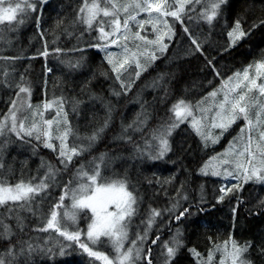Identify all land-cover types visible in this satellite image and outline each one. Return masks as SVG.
Listing matches in <instances>:
<instances>
[{"label":"snow or ice","instance_id":"snow-or-ice-1","mask_svg":"<svg viewBox=\"0 0 264 264\" xmlns=\"http://www.w3.org/2000/svg\"><path fill=\"white\" fill-rule=\"evenodd\" d=\"M47 2L48 0H19L5 7L4 0H0V22L7 21L9 24L15 22L17 26L22 25L25 19L36 12L37 7L42 13ZM227 5L228 0H125L123 3L121 0H82L79 6L74 8V18L57 17L53 26V35L60 32L68 37H75L76 43L72 49L54 47L50 51L46 44L44 50L38 54L59 57L67 56L68 51L74 54L82 53L87 48H97L105 52L104 60L115 80L119 82V90L110 89V94L120 97L133 87L132 65H135L134 77L139 78L148 64L157 59V53L162 55L168 48L175 35V22L181 23L183 32L194 46L190 51L204 55L203 45L209 37L201 39L198 35H192L191 30L183 24L184 18L187 17L190 22L193 19L197 23L203 22L211 30L221 19ZM140 14H144V18H140ZM40 19L41 16L36 15L37 28ZM245 22L244 17L237 14L227 31L228 49L242 42L258 24L264 26V20H261L253 22L245 29L243 27ZM148 26L151 28L150 33L147 31ZM81 27L83 31L77 34ZM84 31L90 35L95 31L96 36L93 37L95 42L85 41ZM58 40L59 36H56L53 43ZM110 46H115L117 51H110ZM221 51L225 52L227 49L221 48ZM17 59L19 57L0 56V61L5 64L0 71V87L18 89L16 97L11 98L8 111L0 116V137L10 138L14 135L21 146L25 144L31 146L33 154L36 145H32V140L42 142L44 147L56 153L60 166L57 167L50 161L45 162L41 158L39 168L45 169L43 176L30 177L27 181L21 178L13 183L11 177L14 175V169L9 165L5 172L4 162L0 161V207L6 209L5 213L0 214V240L7 242V247L0 251V264H21V258L22 264H36L34 259L36 254L45 255L53 264H58L57 255L63 258L73 251L86 254L91 264H95L96 261H100L101 264H144L145 261L147 264H153L151 259L153 248L161 239L160 229H155L156 223L165 214L169 217V224L172 220L181 224L194 215L191 211L193 208L199 213L208 211L205 205L209 202L202 191L193 203L180 210L183 203L190 199L185 191L186 182L182 180L180 185L175 187V193L169 196V188L174 185L177 173L161 178L153 172L150 176H145L144 180L149 187L155 183L156 196H159L163 189L168 204L165 207H154L153 197L150 196L147 207L141 212L144 204L143 194L138 195V188L133 187L127 172L119 178L104 176V171L111 167V162L115 158L110 157L108 152H100L88 162L81 161L77 165L72 177L60 188L56 202L50 205L47 213H44L43 200L53 186L60 184L59 178L62 173L102 138L112 124L114 108L110 100L105 101L103 96L92 94L91 99L103 103L105 116L102 122L96 119L97 126L90 134L81 136L78 129H74L69 121V114L65 110L67 102L63 95H54L51 100L45 98L43 110L39 104L32 106L27 99L31 95V88L25 83V75L21 73L19 81L13 83L15 68L9 65L14 64ZM205 59L215 76L220 77V85L194 103L184 96L177 98L167 109L169 113L167 119H161L148 133L140 135L139 141H134L133 137L143 133L152 116L148 107L142 105L141 111L132 121L127 124L121 121L120 130L112 139L132 145L130 157L138 160L143 167H150L149 162L167 161L168 154L173 151L171 141L174 133L182 124L187 123L200 138L201 143L207 147L209 142L215 144L236 121L242 119L243 124L239 133L229 140L225 150L214 157H209L197 169L203 176L210 174L213 177H231L235 180V183L230 185L219 186L215 202L221 204L226 199L231 200L234 197L236 204L239 205L246 203L242 198L245 184L254 182L264 185V52L259 59L245 65L242 71L227 77H224L220 68L216 66L215 58L207 59L205 56ZM84 61L85 57L78 55L61 62L70 71H77L83 67ZM50 71L46 65L45 74ZM102 74L108 75L107 72ZM167 75L161 73L152 82L154 88H163L161 104L171 94L169 86L164 83ZM209 98L212 100L211 104L207 103ZM81 103L79 100H73V113L77 112ZM53 108L56 115L51 119H45V113ZM26 112H31L30 121L27 115H23ZM214 130L218 131L214 134ZM70 138L81 142L70 145ZM4 143L7 144L8 140L5 139ZM26 163L23 161L22 167ZM202 188L203 185L201 190ZM66 201H71L70 205ZM252 207L257 212L264 209V196ZM211 208H215V204L211 205ZM248 211L251 215L252 209ZM25 213H30L37 218L38 224L43 225L32 228L33 232L48 234L42 243L33 241L31 237L13 242L17 230L23 233L27 227L25 221L28 217ZM231 213L235 228L236 206L231 208ZM141 215L143 219L136 225L135 239H131V243L125 247V241L131 238L130 229L133 221ZM81 217L86 223V229H82L78 223ZM6 221H14L15 225ZM154 229L156 236L152 238L150 233ZM53 231L56 233L55 241L51 238ZM149 239L151 244H146ZM105 240L110 243L114 256L110 257L103 251L95 250ZM209 241H212L211 237ZM260 241L255 247L257 254L264 257V231L261 233ZM184 244L182 229L177 227L169 239L160 245L161 264H175L174 258ZM253 246V240L240 243L230 232L223 244L215 243L208 250L207 261L196 248H189L188 251L196 260V264H214L213 257L216 252L220 253L219 264H255L249 258Z\"/></svg>","mask_w":264,"mask_h":264},{"label":"trees","instance_id":"trees-1","mask_svg":"<svg viewBox=\"0 0 264 264\" xmlns=\"http://www.w3.org/2000/svg\"><path fill=\"white\" fill-rule=\"evenodd\" d=\"M81 2L82 0H48L47 4L43 7L42 13L41 9L37 7L36 12L31 15V20L24 22L22 25L17 26L14 22L9 24L7 21L0 22L1 34H3L4 27L17 28V48L11 50L10 48H6V50L1 52L0 56L19 57L14 64L9 65V67L15 68L13 83L19 81L21 73L25 75V83L31 88V95L27 99L33 107L39 104L41 110H43L45 98L51 100L54 95H63L67 102L65 110L69 114V121L74 129H78L81 136L90 134L92 129L97 126L96 119L98 118L102 122L105 116L103 103L100 100L91 99L92 94L103 96L105 101L110 100L114 108L111 126L90 151L77 158L75 163L62 173L59 178L60 184L53 186L42 202L43 212L47 213L50 205L56 202V199L60 195V188L72 177L77 165L81 161L88 162L91 157L98 155L100 152H108L110 157L115 158L111 162V167L104 171V176L119 178L127 172L133 187L138 188V195L143 194L144 204L142 205L141 212L147 207L150 196L153 197L154 207H165L168 204L167 197L163 195V189H161L160 195L156 196L157 186L155 183L149 187L144 180L145 176H150L153 172L161 178L168 177L174 172L177 173L175 183L170 186L168 195L172 196L175 193V187L179 186L182 180L185 181V191L190 199L188 202L183 203L180 210L183 207H188L201 194L199 186L202 183L206 185L210 181L209 175L203 176L197 169L209 157L220 153L225 142H227L226 146L228 145V137L234 133H239L240 127L243 124L242 119L236 121L231 129L222 138H219V141L215 144L209 142L207 147L201 143L200 138L187 123L182 124L174 133L171 141L173 151L167 157V161H174V164L167 161H156L149 162L150 167H143L138 160H133L130 157L132 145L113 141L112 137L120 130L121 121L123 120L124 124L132 121L136 117V114L141 111L142 105L148 107L152 116L143 133L133 137L134 141H139L140 135L148 133L149 129L153 128L161 119H167L169 115L167 109L177 98L184 96L194 103L205 96L207 92L220 85V77L215 76L211 71L205 56H207V59L215 58L214 62L220 68L224 77L231 76L233 73L243 69L245 65L253 62L255 59H259L261 53L264 52V26L258 24V27L253 29L248 37L244 38L242 42L231 49L227 48V31L231 28L237 14L244 17L246 22L243 27L245 29L250 27L253 22L264 20V0H228V5L225 6L221 19L211 30H209L207 24L203 22L197 23L195 19L190 22L185 17L183 24L191 30L192 35H198L201 39L209 37L203 45L204 55L190 51L194 46L191 45L187 34L183 32L181 23L179 21L175 22V35L172 42L169 43L168 48L162 55L157 53V59L148 64L139 78L134 77L135 65H132L133 87L120 97L110 94V89L115 88L119 90V82L115 80V77L111 74L110 67L104 60L105 52L97 48H87L82 53L74 54L68 51L67 56L59 57L51 54L45 57L38 54L44 50L46 44L50 51L54 47H61L65 50L72 49L76 43L75 37H68L60 32L53 35V26L57 17L68 16L69 19L74 18V8H77ZM4 5H6V2H4ZM196 11L198 12L199 8ZM36 15L41 16L39 28H37ZM169 19L171 20V18ZM82 31L83 28L81 27L78 29L77 34ZM6 32H9V29H6ZM56 36H59V40L53 43ZM94 36H96L95 31L91 35L84 31L83 38L85 41L90 43L95 42L93 40ZM221 48L227 49V51L222 52ZM114 51L116 52L117 49H113ZM78 55H83L85 61L83 67L77 71H70L61 62ZM141 62H143L142 58ZM46 65L51 69L47 75L44 72ZM104 72H107L108 75H103L102 73ZM161 73L168 74L164 83L169 86L171 93L163 104L160 101V97L163 95V88H154L152 86L153 80ZM125 79H127V76ZM209 81H211V86H209ZM17 90L16 88L6 89L0 87V116L8 111L11 98L16 97ZM73 100L82 102L76 113L72 111ZM19 102L20 100L18 99ZM50 111L45 113L46 117L50 114ZM23 115H27L29 121L31 120V112L23 113ZM53 116L50 115L49 119ZM215 132L216 130H214ZM245 136H247V133H245ZM5 139L8 140L7 144L4 143ZM80 142V140H76L75 138H70L69 141L70 145L72 143L79 144ZM31 143L32 145H36L35 154H33L31 146L27 144L21 146L14 135L10 138L0 137V161L4 162L5 172H7L9 165L14 169V175L11 177V182L13 183L21 178L27 181L30 177L38 178L39 176H43L45 169L39 168L41 158L45 162L50 161L56 164L57 167L60 166L55 152L44 147L42 142L37 143L34 139ZM23 161L27 163L22 167ZM178 169L179 171H177ZM114 173L119 175L113 176ZM226 179L218 177V179H213L212 181L215 182V186H220L223 181H226L229 185L235 183V181L231 182ZM72 186L75 187V184ZM212 191L213 189L208 184V188L205 191L206 194H203L209 202L205 205L209 209L205 213H199L197 209L193 208L191 211L194 215L190 216L186 222L177 224L172 220L169 224V217L165 214L156 223L155 229H160L161 239L160 243L153 248L151 256L153 264H161L160 245L169 239L171 233L177 227L182 229L185 244L174 258L175 264H196V260L188 251L189 248L194 247L198 252L206 256V249L210 246L213 247L215 243H223L228 239L230 232L233 238L240 243H243L245 240H253L254 246L249 258L255 264H264V257H260L257 254L255 247V245L260 244L261 233L264 231V209L257 212L252 207L260 197L264 196V185L254 182L245 184L242 190V198L246 203L239 205L236 204L234 197L231 200L226 199L221 204H216L215 199L211 195ZM66 203L70 205L71 201H66ZM213 204H215V208H211ZM233 206L237 207L235 228H233L234 221L231 213ZM250 208L252 209L251 215L248 211ZM5 212L6 209L0 207V214ZM25 215L28 217L25 221L27 227L23 233L17 230L16 236L13 237V242L17 239L26 240L31 237L33 241L42 243L48 234L33 232L32 228L34 226L42 227L43 225L38 224L37 218L31 216L30 213H25ZM141 219H143V215L134 219L130 229V239H135L136 225L140 223ZM6 222L12 223L13 226L15 225L14 221ZM78 223L82 229H86V223L82 217ZM155 229L150 233L152 238L156 236ZM209 237L212 238L211 242L209 241ZM51 238L55 241L56 233L54 231L51 232ZM146 244H151V239ZM6 247L7 242L0 240V251ZM97 248L104 249L102 251L107 255H109L108 251H112L110 249L111 246L106 247L104 244H100ZM97 248L95 250H98ZM56 251L58 253L59 249L57 248ZM145 251H147L146 248ZM111 256L113 255L111 254ZM34 259L36 264H53L52 261L48 260L47 256L42 254L34 255ZM56 261L58 264H91L86 254L75 251L63 258L57 255ZM95 264H101V262L96 261ZM144 264H147V262L145 261Z\"/></svg>","mask_w":264,"mask_h":264},{"label":"rangeland","instance_id":"rangeland-1","mask_svg":"<svg viewBox=\"0 0 264 264\" xmlns=\"http://www.w3.org/2000/svg\"><path fill=\"white\" fill-rule=\"evenodd\" d=\"M4 2H6V5H4L5 7H7L8 6V4L9 3H12V4H15V3H17V2H19V0H4ZM123 2H125V0H121V3H123ZM20 17H18V19H19ZM31 18H32V16H30V17H28L27 19H25V22H27V21H29V20H31ZM140 18H144V14H140ZM15 23V22H14ZM16 25V24H15ZM6 29H9V32H6ZM147 31L150 33L151 32V28H150V26H148V29H147ZM18 31H17V28H12V27H4V29H3V34H1L0 33V54H1V52L2 51H4V50H6V48H10V50L11 49H13V48H17V45H16V40L18 39V33H17ZM116 47L115 46H110V48H109V50L111 51H113V49H115ZM115 52V51H114ZM5 66V64H4V62L3 61H0V70H1V68L2 67H4ZM243 69H241V70H239V71H242ZM222 98V97H221ZM208 104H211L212 103V100H211V98H209V100H208V102H207ZM50 111V110H49ZM54 114H56V110H55V108H53V109H51V111H50V114L45 118V119H49L50 118V115H54ZM231 129V128H230ZM218 130H216V132H217ZM215 134V133H214ZM237 134L238 133H234V134H232L230 137H228V141L229 140H231V139H233V137H235V136H237ZM224 136V135H223ZM223 136H221L220 138H222ZM226 140V141H227ZM219 141V140H218ZM226 144H227V142H225L223 145V148L220 150L221 152L220 153H222L224 150H225V148L228 146H226ZM211 157H214V155L213 156H211ZM209 178H210V181H212L213 179H218V177H213V176H211L210 174H209ZM224 179H226V178H224ZM210 181H208L207 182V184L205 185V183H202L201 184V186L203 185V188H202V190H201V186H199V188H200V192L202 191V194H206V188H208V184L210 185V188L211 189H213V191H212V196H213V198L215 199V196L216 195H218L219 194V185L218 186H215V182L214 181H212L211 183H209ZM224 184H226V182H224ZM226 185H229V183H227ZM217 187V188H216ZM131 243V239H129V240H127V241H125V247H127V245H129ZM101 244H104L106 247L107 246H111L110 245V243L107 241L106 242V240L104 241V242H102ZM221 244H223V243H221ZM100 245V244H99ZM210 248H212L211 246L210 247H208L207 249H206V256L205 255H203V253H201V255L203 256L202 258L205 260V261H207V255H208V250L210 249ZM98 249V248H97ZM110 249H112V248H110ZM99 251H102V250H104V249H98ZM108 254L111 256V254L114 256V253H113V251H108ZM205 256V257H204ZM220 259V253L219 252H216V253H214V257H213V260H214V264H219V260ZM217 261V262H216Z\"/></svg>","mask_w":264,"mask_h":264}]
</instances>
